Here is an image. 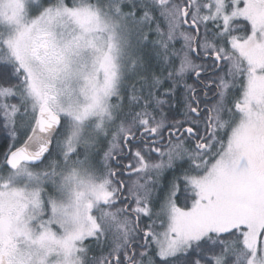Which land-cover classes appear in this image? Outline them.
<instances>
[{
    "label": "snow or ice",
    "instance_id": "obj_1",
    "mask_svg": "<svg viewBox=\"0 0 264 264\" xmlns=\"http://www.w3.org/2000/svg\"><path fill=\"white\" fill-rule=\"evenodd\" d=\"M0 264H264V0H0Z\"/></svg>",
    "mask_w": 264,
    "mask_h": 264
}]
</instances>
